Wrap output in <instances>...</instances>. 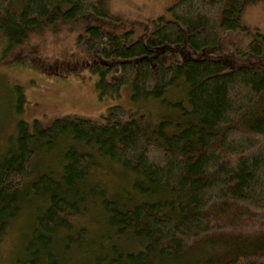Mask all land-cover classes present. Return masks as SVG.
<instances>
[{"label":"trees","instance_id":"1","mask_svg":"<svg viewBox=\"0 0 264 264\" xmlns=\"http://www.w3.org/2000/svg\"><path fill=\"white\" fill-rule=\"evenodd\" d=\"M255 1L177 0L154 19L149 44L88 29L86 48L103 57L90 66L99 96L128 86L133 102L163 110L19 119L0 151V240L28 215L9 264H264V61L230 69L208 57L149 58L152 45H177L178 58L185 42L216 48L223 34L248 32L240 18ZM104 2L0 0V33L10 48L43 22L106 15ZM249 51L264 59V33ZM111 59L120 72L109 81ZM172 91L180 97L167 99ZM17 101L13 116L19 90ZM114 166L118 190L93 179Z\"/></svg>","mask_w":264,"mask_h":264},{"label":"rangeland","instance_id":"2","mask_svg":"<svg viewBox=\"0 0 264 264\" xmlns=\"http://www.w3.org/2000/svg\"><path fill=\"white\" fill-rule=\"evenodd\" d=\"M175 1L105 0L106 15L88 12L75 20L43 22L35 30L28 29L22 40L10 48L7 47L8 40L0 33V151L14 134L19 119L29 123L30 127L34 120L48 126L54 119L65 116L99 120L114 105L161 113L163 106L159 100L133 102L128 86H123L117 97H100L95 87L97 76L90 71V66L102 61L103 57L96 49L89 51L85 40L88 29L96 26L115 34L132 31V39L142 38L149 44L154 19L159 15L167 16V7ZM240 24L248 32H227L220 37L216 48L194 50L185 42L187 50L181 51L178 58L177 45L163 48L152 45L151 63H157L155 56L165 61L208 57L226 62L230 69L255 67L264 59L250 53L249 43L256 31L264 33V0L246 4ZM107 61L113 65L107 76L112 81L119 75V66L115 59ZM17 88L23 95L22 111L13 116L14 107L18 105ZM166 96L172 100L180 97V93L172 91ZM117 170L116 167L101 168L93 171L92 176L104 187L118 190L120 177ZM26 214H20L0 240V264H9L14 257L20 233L28 223ZM87 224L93 227V222Z\"/></svg>","mask_w":264,"mask_h":264}]
</instances>
